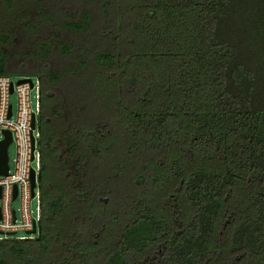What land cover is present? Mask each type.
<instances>
[{"label": "trees", "instance_id": "trees-1", "mask_svg": "<svg viewBox=\"0 0 264 264\" xmlns=\"http://www.w3.org/2000/svg\"><path fill=\"white\" fill-rule=\"evenodd\" d=\"M25 1L42 217L0 264H264V0Z\"/></svg>", "mask_w": 264, "mask_h": 264}, {"label": "built area", "instance_id": "built-area-1", "mask_svg": "<svg viewBox=\"0 0 264 264\" xmlns=\"http://www.w3.org/2000/svg\"><path fill=\"white\" fill-rule=\"evenodd\" d=\"M15 81L9 74H0V141L7 137L6 130L11 132L12 143L16 145L14 166L9 160V170L6 174H0V239L16 238L20 240L34 239L39 235L38 225L42 217L41 189L36 192L38 177L41 170V151L39 147V112H40V80L36 85L32 77ZM30 79V80H28ZM22 80V81H21ZM38 88V104L34 110L31 106L30 91ZM17 95L15 109L10 97ZM11 112V114H10ZM33 116L36 126L32 128ZM9 151V147H8ZM36 166H33V162ZM35 171L36 185L32 195L31 173ZM15 186L17 195L14 196ZM38 198L37 215H34L31 201ZM20 199L19 210L13 207V202ZM19 211V212H18ZM34 224L37 230H32ZM24 231L25 235H17ZM14 233V234H13Z\"/></svg>", "mask_w": 264, "mask_h": 264}, {"label": "rangeland", "instance_id": "rangeland-1", "mask_svg": "<svg viewBox=\"0 0 264 264\" xmlns=\"http://www.w3.org/2000/svg\"><path fill=\"white\" fill-rule=\"evenodd\" d=\"M4 0H0V50L4 51L8 57H9V67L10 71L8 74L15 80L23 79L25 77H32L34 83L38 84V76L33 72H25L26 70H22L17 68V61L21 57V50L28 47V44L30 43V40L28 36L26 37L25 31H23L24 28L23 25L26 23L27 19L30 21L36 20V14L32 11L31 6L27 5V2L25 0H16L18 3V8L16 11V14L12 13L10 11V8L5 5L3 2ZM60 1V0H59ZM64 1L68 0H62L58 2L57 5L63 4ZM73 3V1H72ZM76 4L73 5V8H76ZM57 7V6H55ZM44 34L42 33L41 37H43ZM57 66H62V61L56 62ZM12 103L15 106H17V95L14 93L10 97ZM30 100H31V106L34 110L37 109V104L39 101L38 98V88L35 87L30 91ZM16 156V145L15 143H12L9 146V160L12 166H14V158ZM33 166H36V162H33ZM39 182V177H38ZM40 187V183H38L36 192ZM1 204V199H0ZM20 206V199H16L13 202V207L17 210H19ZM37 206H38V198H34L31 201V207L33 209L34 215H37ZM19 212V211H18ZM26 233L24 231H19L17 235H25Z\"/></svg>", "mask_w": 264, "mask_h": 264}, {"label": "water", "instance_id": "water-1", "mask_svg": "<svg viewBox=\"0 0 264 264\" xmlns=\"http://www.w3.org/2000/svg\"><path fill=\"white\" fill-rule=\"evenodd\" d=\"M22 80H25V79H22ZM28 80H30V79H28ZM10 114H11V112H10ZM35 126H36V119H35V116H33L32 128H34ZM5 133L7 134V137L4 140L0 141V174H6L9 170L8 147L12 141V135H11V132L8 130H6ZM39 181H40V175H39ZM31 183H32V195H33L34 194V187L36 185V175H35L34 170H32V173H31ZM16 195H17V187L15 186L14 196H16ZM36 230H37V225L34 224L33 229L29 230L28 233H34V232H36ZM38 232H40V225H38Z\"/></svg>", "mask_w": 264, "mask_h": 264}]
</instances>
